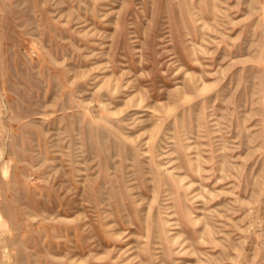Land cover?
<instances>
[{
  "label": "rangeland",
  "instance_id": "1",
  "mask_svg": "<svg viewBox=\"0 0 264 264\" xmlns=\"http://www.w3.org/2000/svg\"><path fill=\"white\" fill-rule=\"evenodd\" d=\"M0 264H264V0H0Z\"/></svg>",
  "mask_w": 264,
  "mask_h": 264
}]
</instances>
